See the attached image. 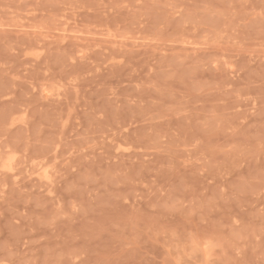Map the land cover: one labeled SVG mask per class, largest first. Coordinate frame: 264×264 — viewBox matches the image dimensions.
I'll use <instances>...</instances> for the list:
<instances>
[{"label":"rangeland","instance_id":"1","mask_svg":"<svg viewBox=\"0 0 264 264\" xmlns=\"http://www.w3.org/2000/svg\"><path fill=\"white\" fill-rule=\"evenodd\" d=\"M0 264H264V0H0Z\"/></svg>","mask_w":264,"mask_h":264}]
</instances>
